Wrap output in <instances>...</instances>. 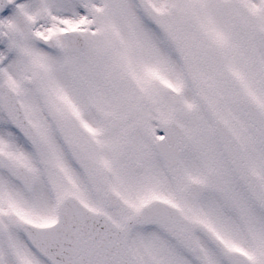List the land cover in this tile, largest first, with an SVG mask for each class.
<instances>
[{
  "label": "snow or ice",
  "instance_id": "6c2138e0",
  "mask_svg": "<svg viewBox=\"0 0 264 264\" xmlns=\"http://www.w3.org/2000/svg\"><path fill=\"white\" fill-rule=\"evenodd\" d=\"M0 264H264V0H0Z\"/></svg>",
  "mask_w": 264,
  "mask_h": 264
}]
</instances>
